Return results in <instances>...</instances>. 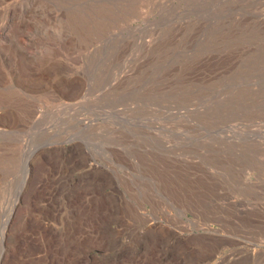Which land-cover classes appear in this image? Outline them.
Wrapping results in <instances>:
<instances>
[{
	"label": "rangeland",
	"instance_id": "rangeland-1",
	"mask_svg": "<svg viewBox=\"0 0 264 264\" xmlns=\"http://www.w3.org/2000/svg\"><path fill=\"white\" fill-rule=\"evenodd\" d=\"M0 264H264V0H0Z\"/></svg>",
	"mask_w": 264,
	"mask_h": 264
},
{
	"label": "bare ground",
	"instance_id": "bare-ground-1",
	"mask_svg": "<svg viewBox=\"0 0 264 264\" xmlns=\"http://www.w3.org/2000/svg\"><path fill=\"white\" fill-rule=\"evenodd\" d=\"M63 91H64V90H63ZM17 197H18V196H17ZM17 200H18V199H17ZM14 207H16V206L14 205ZM14 207H13V209H15ZM94 210H95V211L91 212V216H92V217H93V216L95 217L96 214L98 213V209H97V208H95ZM13 211H14V210H13ZM15 212H16V211H15ZM13 214H14V213H13ZM8 218H9V216H8ZM8 218H7V220H8ZM10 221H11V220H10Z\"/></svg>",
	"mask_w": 264,
	"mask_h": 264
}]
</instances>
